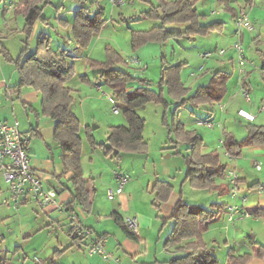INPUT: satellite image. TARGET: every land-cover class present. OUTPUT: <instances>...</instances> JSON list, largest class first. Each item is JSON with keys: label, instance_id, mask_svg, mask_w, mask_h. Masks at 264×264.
<instances>
[{"label": "trees", "instance_id": "1", "mask_svg": "<svg viewBox=\"0 0 264 264\" xmlns=\"http://www.w3.org/2000/svg\"><path fill=\"white\" fill-rule=\"evenodd\" d=\"M80 1L81 6L74 13L72 39L77 48L86 50L92 38L104 28L107 18L103 6L98 5L94 8L92 2ZM144 1L153 4V8L145 11L144 17L158 19L161 23L149 30H132V44L135 48L148 42H166L172 38L190 39L224 29L223 21L202 22L204 15L196 6L199 0H158L157 4H154L153 0ZM220 1H225L227 11L236 17V9L231 5V0ZM50 3L52 0H19L17 3L15 14H22L24 17L20 32L23 34L24 46L16 57L2 42L0 36L1 53L7 61L15 65L19 74V82L8 88L7 93H20L23 86H30L41 94L42 114L56 120L54 138L62 150L64 164L72 172L71 191L74 199H80L84 207L89 209L92 204V191L82 165V127L78 115L73 110L74 94L69 85L76 74L75 65L59 54V50H54L51 47V37L42 32L37 37L35 48L31 50V38L36 23L49 24V18L43 15V10L44 6ZM106 49L105 60L88 58L87 62L96 73L94 79L111 89L127 123L111 125L106 140L100 143L87 128L86 139L89 145L92 148H101L105 156L112 155L118 159L122 152L147 153L149 143L144 138L146 119L137 110L151 102L160 104L164 108L162 123L168 129V139L175 143L176 153L182 155L184 159L186 166L184 182L202 190H217L221 195L230 192L229 186L217 182L218 178H226L228 169L221 161L219 152L204 151L202 135L194 129H187L184 123L176 121V115L187 103L197 108L222 100L227 93L231 74L216 71L209 83L192 90L181 76V70L187 62L171 64L162 60L160 78L153 84L150 80L135 76L131 71L121 67L120 64L126 61L118 50L111 46H107ZM80 78L83 81H91L87 74L81 75ZM139 80L142 85L133 87V83ZM172 103L175 104V108L169 115ZM246 129L247 134L241 139H236L231 133L226 134L225 150L234 158L242 155L244 147L264 145V123L249 122ZM181 145H186L185 153L179 148ZM256 185L257 183H254L252 186ZM173 188L168 180L158 179L154 183L152 189L156 194L153 204L158 209L162 202L169 199ZM222 207L224 204L218 202L212 203L210 207L189 203L181 191V196L170 216L167 219L162 217L164 220L174 221L165 246L177 245V250L185 252L183 256L173 259L175 264H219L212 249L207 246L203 234L208 229V221L217 218ZM250 211L255 217H264L263 207ZM114 216L129 234L137 236L127 229L121 216L118 214ZM75 240L78 241L77 238ZM257 254L264 258L263 245L258 247ZM250 257L251 255L247 253L236 254L233 248L228 250V264H247Z\"/></svg>", "mask_w": 264, "mask_h": 264}, {"label": "crops", "instance_id": "2", "mask_svg": "<svg viewBox=\"0 0 264 264\" xmlns=\"http://www.w3.org/2000/svg\"><path fill=\"white\" fill-rule=\"evenodd\" d=\"M12 1L14 2L15 0H0V36L2 37L1 40L5 45H6L5 42H8L9 39L13 38L14 36H17L18 34H21L22 37L21 42L23 39V34L20 32L24 23V17L22 14L19 15L15 14L16 6L19 0L16 1V4L12 9H8V5ZM247 1L249 3H255V0H247ZM90 2H92L93 4L99 3L98 5L103 6L105 8V6L102 5L101 0H88V3ZM216 2L219 3L221 6L224 5V9L227 11L225 1L223 2L220 0H216ZM232 2L233 0H231V5L233 6ZM206 3L207 0H199L196 5L198 10H199L198 5H200L205 11L204 13H202L199 10V12L204 15L202 21L203 20L207 21L209 16L210 15L212 16V13L216 15L219 12L216 10L207 12V8H205ZM78 8H76L74 11L69 10L72 11V13L70 14L60 15L58 13L57 19L55 20L54 23L55 26L51 24V20L49 17H48L49 24L37 22L35 25V29L31 41L34 37L36 27L38 26V24L39 26L42 24L39 33L42 32L51 37V47L54 50H59L58 53L62 54L69 63H73L76 67H77L76 63L79 62V60L81 59L80 60V62L82 61L81 64H84L86 66L85 68H87V66H89L87 62L88 58L97 60L92 56H90L91 55L90 50L93 47V45L99 41V39L96 41L97 35H95L92 38L89 48L83 50L84 53L81 54L82 57L79 60H76L78 59V57L75 55H79L78 52L79 48L77 49L72 39V25L74 21V13ZM238 13L239 10L236 9V14ZM234 18L235 17L233 16V19ZM214 21H220V20H214ZM107 24H109L108 20L105 25ZM225 26L226 25L224 22V29L222 31H214V32L225 34ZM56 29L59 31H57ZM246 31H250V30L247 29ZM246 31H243L244 33L243 32L241 33V35H243L244 38L246 36ZM214 32H211L208 35H198L190 39L175 38L179 41L178 42L179 45H176L175 43H173V40L170 39L168 43L171 42L172 59H178L177 60L178 62L181 61L188 62L186 60L185 55L187 53L186 51L190 48V44H188V42L185 43V40L190 42L191 40L197 41L200 38L209 37ZM64 33L65 36L63 38ZM67 33H70L71 35V37H69V41H70L69 43H66L65 41V38L68 37ZM234 36L232 35L230 36V38L233 39ZM71 40L73 41L75 47L73 46L72 54H69L68 48L69 46H71ZM231 44L232 43H230V45ZM174 45H176V47ZM6 47L10 49L13 56L16 57L18 55V54L15 55L14 52H12L10 46H6ZM233 49L235 50V48ZM1 51H2V45L0 43V90L1 89L3 90L2 94L0 95V119L13 121L15 118H17L19 120L20 129L29 138L28 148L31 154L34 172L40 177L43 186L45 188H55L58 191L59 200L67 205V209L74 208L78 212L79 218L82 221L83 225L93 229L95 235L105 237L106 249L110 253H113L115 257H121V264H175L173 259L175 257L183 256L185 252L177 250L176 249L177 245H172L169 247L165 246L166 238L168 237L169 233L171 232L174 226V221L164 220L163 218L167 219L170 216L177 200L181 196V191L183 192L182 190L183 185L188 183V182H184L183 157L182 155L176 153L177 149L174 148L175 143H172L171 141H169V139L168 141L165 142L167 147L171 146L173 148V153L159 160V164L162 169L161 170L162 178H155L153 182L152 179L144 180L143 182L140 180L138 183L136 182L134 185H132L130 183L131 181L135 180L136 177L134 176L133 173H130L132 179H130L125 184L124 192L121 195H119L116 199L111 200L108 198L106 193L107 200H105V202H99V197H98L99 192H97V188L94 187L95 181H93L94 164L96 162L95 151L99 147L92 148L89 145L87 139L85 138L83 140L82 165H83L84 175L88 179L92 191V202H91L92 204L89 209H86L82 204V202L80 201V199L78 198L74 199V195L71 191L72 172L64 164L61 156L62 150L58 146L54 138L56 120L44 116L42 114V105H41L42 96L39 92H36L32 87L23 86L20 90V93L18 92L7 93L8 88L16 85L19 82V74L15 65L7 61L4 58ZM180 52H184V53L179 54ZM210 52L211 54L213 53V51ZM201 54L202 52H200V56L203 59L205 58V61L203 62L204 63L203 66H201L200 68L201 70L200 77L197 78V81L194 80L196 82H194L193 84H190V82L183 80L184 83L192 90H195L197 86L206 85L207 83H209L213 74L216 71L221 70L232 74L228 83L227 93L225 97L220 101H216L211 104H204L200 106V109L205 110V114H201L197 116L196 119H198V117L199 119L206 118V119H211L215 122L214 127H211L212 129L207 130V132L205 133L206 136L208 135L207 138L203 134H201L200 130L191 126L192 124L190 125L191 121L189 122L183 121L180 120L179 117H177L179 115V112L181 111L180 109L177 112L176 121H180L184 123L187 129H191V130L194 129L202 135L204 139V151L208 152V151L217 150L218 152H220V148L222 147L223 150L226 152L224 144L220 143V139L222 136H223L222 138L225 140L226 134L231 133L236 139H241L244 136H246L247 130L245 134H243L244 136L242 137H238L236 133L240 131V129L243 126H246L249 122H255L260 124L264 123V121H262L264 119V117L262 116V114L264 113V106L262 104H257V100L260 103L262 102L264 103V91L263 90L262 91L260 90L258 92L256 91L254 95L251 94L252 100L250 102L245 101L244 93H243L244 90L243 88L246 87L245 81L247 82L248 78L252 77L254 70L253 69L250 70L247 68L248 69L247 76L245 75L242 77V79L239 78L235 82L237 84L240 83V87H241L240 91L237 90L233 91L231 90V82L235 80V73L233 75V73H231L232 70L230 71L229 69L226 68V64L231 63V61L235 62L234 61L235 55L231 54L230 56L227 57L226 60H224L222 56L225 54L220 55L218 53L217 55L221 56L218 58H222V59H215L211 61L212 55H210L209 57H204ZM261 54L264 55V52L261 51ZM163 57L167 62L174 64V62L172 63V61L168 59L167 50L163 54ZM209 60L211 62H209ZM235 66L236 65H234V67ZM88 73L89 71L86 74L88 75ZM15 75L17 76V78H15ZM81 75L83 74L80 73V70L76 69L75 76L69 82V85L73 89V94L75 91H78L77 88H75L74 84L79 82V79H81L80 78ZM191 75L194 76L195 72L192 71ZM95 80L96 79H94V82ZM72 81L74 82V84H72L73 83ZM191 81H193V79ZM168 99L172 102V99L170 97H168ZM219 103L225 104L224 109H220ZM174 108H175V104L172 103L169 109V115L172 113ZM242 109L254 115V119L250 120L246 117L241 116L239 114V111ZM230 113H232V115ZM81 127H82L81 130V134H82L83 128H86L83 126L82 122H81ZM179 148L185 153L186 145H181L179 146ZM124 154H126V152H122L119 154V160L123 159ZM136 154H147V153H136ZM107 157H113V156L111 155ZM259 157H264V145H252V146L244 147L242 155L230 159L231 164L230 165L226 164L227 166L226 168H231L232 166L236 167L240 173L241 180L243 183V181L246 179L244 167L246 165L247 160L254 161ZM136 158L137 155H132L133 163L136 160ZM173 160H177V162L175 163L173 162ZM260 169L262 171L264 170L262 164ZM140 173L142 175L143 170ZM158 179L168 180L172 183L174 187L169 199L167 201L162 202L159 209L153 204V199L156 193L152 189L154 183ZM263 180L264 177L261 176L257 181V185L254 187L252 185L255 182L248 183V187H247L248 189L247 190L244 189L245 191H243V196L239 195L236 201L239 203H241L242 201L243 206L249 210H253L257 207L264 208V194L258 191L259 185H264ZM179 181L182 187L180 188L181 190H177L176 188V184L178 185ZM217 182L224 186H228L227 180L226 178L224 179V177L218 178ZM117 186H118V181L115 177L110 182L107 189L109 187L116 188ZM7 190L8 187L6 191ZM1 191L3 190H1L0 188V192ZM208 191L210 193L213 192L216 193L217 194L216 199L218 200H214L209 202V204H205L206 205L205 207H210L211 204L214 202L223 203L224 204L223 214H225V209L227 204L233 201L230 192L228 191L227 194L221 195L217 190H213V191L208 190ZM222 196H226L227 198L225 200H222L221 199L223 198ZM183 197L187 202L191 203L190 200L187 199L185 192ZM243 199H245L244 202ZM6 204L9 206H13L12 202ZM31 204H35L34 205L35 207H33L34 216H32V218H30L28 222L22 223L21 225L22 235L26 237L25 241L36 237L38 234H41L44 231L57 232L58 227L61 226L63 227L66 224L65 222H68L67 231L71 236L72 241L71 242L69 241L67 242V244L62 245L63 244L62 241L59 240L60 241L59 245L52 246L51 249L53 252L52 253L53 260L48 261L50 264H54L56 256H58L61 252L65 254L70 250L73 251L74 249H76L78 252L76 253L77 254L76 256H79V254L84 256L85 250L82 251V249L84 248L80 247L79 243H82L81 245H83L87 249L86 252H88V247H89L88 239L82 238V239H78V241L76 242L75 238L72 237L70 232V220L66 212H60L58 209L53 207L43 209L35 201L31 199H23L18 207H16L15 205L13 207L19 211L20 206H30ZM115 214L121 216L123 220L125 219V217L128 216L136 217L139 223L138 235L133 236L129 234V232L116 220L114 216ZM219 216L220 214L218 215L217 218L208 221V228L210 227V230L217 229L218 226L212 227L211 222L217 220ZM110 220H113L115 225H112L110 223ZM226 228H228V226ZM206 231L204 232L203 236L207 243V246L210 249H212L213 247H215L214 244H218V239L213 238L212 242H208V240L206 239ZM257 237L258 236L256 234L255 239L250 238V240L248 241L245 238L243 239L239 238L238 233L236 232L232 242L230 240L229 243V241L226 240L225 246H227L228 250L229 248H233L236 254L238 255H242L246 253L250 254L251 257L248 260L247 264H264V258L258 256L257 254L258 247L260 245L264 246V241L258 240ZM237 238L239 239V241L237 240ZM185 242H187V240ZM2 243L3 242H1L0 244ZM228 250L226 251L225 258L223 260L220 258L219 260L216 255L217 248L215 247L212 249L213 253L215 254V256L219 261V264L229 263ZM89 256L90 257L88 258L87 257L76 258L74 260V264H120L115 260H106L103 258L102 255L99 254H94V255L89 254ZM0 257L8 258L7 249L5 248V246H3V244L2 246H0Z\"/></svg>", "mask_w": 264, "mask_h": 264}, {"label": "rangeland", "instance_id": "3", "mask_svg": "<svg viewBox=\"0 0 264 264\" xmlns=\"http://www.w3.org/2000/svg\"><path fill=\"white\" fill-rule=\"evenodd\" d=\"M157 1L158 0H153V3L157 4ZM101 3L106 8L105 16L109 24L105 25L104 28L98 34H96V41L98 39L99 41L96 42L91 48L90 56L97 60L103 61L107 58V46H111L116 50H119L126 61V63L120 64L121 67L131 71L135 76L150 80L153 82V84H156L160 78L162 60L165 61L163 54L166 52V50L168 59L172 61V63H177L178 59H172V46L171 42L168 43L169 40L166 42H148L138 48H135L132 44V30H149L161 23V21L158 19L155 20L144 17L145 11L153 8V4L150 2H145L144 0H124V3L120 5H114L110 0H101ZM232 3L233 6L239 10V12L242 10L247 12L251 23L254 25V29L250 31H246L247 29H242L241 32L238 33V26L236 24L235 18L233 19L231 12L226 11L224 9V5L221 6L216 2V0H207V3L205 4L207 12L212 10L219 12L216 15L212 13V16L210 15L207 21L203 20L202 22L208 23L214 20L224 21L226 25L225 34L214 32L209 37L200 38L197 41L191 40L190 42L185 40V43L188 42V44H190V48L186 51L187 53L185 57L188 62L183 66L181 70V76L183 80L193 84L197 81V78L200 77V68L203 66V62L205 61V58L203 59L200 56V52L204 54L213 51L211 54L212 61L215 59H222L218 58L221 56H218L217 54L220 50L224 49L225 52L223 54L225 55L219 53L220 55H223L222 57L224 60H226L231 54L235 55V62L231 61V63H227L226 68L230 71L232 70L231 73H233V75L235 73V80L231 82V90L240 91V83L237 84L235 82L239 78L242 79V75L240 74V67L238 63V53H236L237 51H235L233 48L236 42H241L243 44L245 56L247 58L243 67L246 71L245 75L247 76L248 69L254 70L252 77L248 78L247 82L245 81L246 87L244 88H246L249 93L251 92L250 95H254L256 91H264V71L262 70L264 68V55L261 54V51L264 52V0H255V3H249L247 0H233ZM98 4L99 3H94V8L98 7ZM79 6H81L80 0H52V3L44 6L43 15L45 17H49L51 24L54 25L58 13L60 15L70 14ZM198 6L199 10L204 13V9L200 5ZM41 26L42 24L40 26L38 24L36 27L34 37L31 41V50H33L36 46L37 37L39 35V31L41 30ZM169 27L177 26L169 25ZM243 31H246L245 38L243 35H241ZM67 35L68 37L65 38V41L66 43H69V37H71V35L70 33H67ZM232 35H235L233 39L230 38ZM64 36L65 33L63 38ZM21 38V34H18L17 36L9 39L8 42H5L6 46H10L12 52H14L15 55L19 54L18 52L23 46ZM172 40L173 43L179 45V41L177 39L172 38ZM230 43L232 44L230 45ZM176 45L174 46L176 47ZM73 46L74 43L71 40V46L68 48L69 54H72ZM78 52L79 55H75L78 57L76 60H79L82 57L81 54L84 53V51L80 49H78ZM181 53L184 52H180L179 54ZM132 57H138L142 64L138 65L136 63H130V59ZM80 60L76 63L77 67L75 66V68L80 70L81 74H86L89 71L88 76L90 77L91 81H83L79 79V82L75 84L72 81V84H74L75 88L78 90L74 92L73 110L78 115L80 122L83 123V126L86 127L83 128L82 131L83 140L86 138V129L89 128L96 141L100 143L106 140L109 127L111 125L125 124L126 118L123 110H121L119 113H115L113 111L114 105L110 101V95L112 93L111 89L97 80L94 82L93 77L96 73L89 66H87V71V68H85L86 66L81 64L82 61L80 62ZM211 61L209 60V62ZM234 65L236 66L234 67ZM192 71L195 72L194 76L191 75ZM15 78H17L16 75ZM192 79L193 81H191ZM138 85H142L140 80L133 83V87ZM2 92L3 90L1 89L0 95ZM244 100L247 101L245 96ZM257 104H262L264 106V103H260L258 100ZM180 110L181 111L177 117L183 121H191L190 125L192 124L191 126L200 130L201 134L207 138L208 135L206 136L205 133L207 130L212 128L200 126L196 121L199 119V117L198 119H196V117L201 114H205V110L200 109V107L193 108L190 103L180 108ZM137 112L146 119L144 137L149 143L148 152L147 154L126 153L124 154L123 159L119 160L115 157L105 156L103 151L100 148H97L95 151L96 162L94 164L93 181H95L94 187H96L97 192H99V202H105V200H107V187L115 178L114 170L133 173L136 179L131 181L130 184L132 185H134L136 182L138 183L140 180L143 182L144 180L152 179L153 182L155 178H162V169L159 164V160L173 153V148L171 146L167 147L165 143L168 141L169 132L162 123V116L164 112L163 106L152 102L147 104L146 107L139 108ZM230 114L232 115V113ZM262 116L264 117V113ZM262 121H264V119ZM246 130V126H243L240 131L236 133V135L238 137H242L244 136L243 134H245ZM219 154L223 163L227 165L231 164L230 157L226 154L222 147L220 148ZM132 155H137L134 163L132 162ZM256 160H258L264 168V157H259ZM173 162L176 163L177 160H173ZM231 168H235L238 171V169L234 166ZM244 168L246 179L243 181V183L241 179L239 180V184L241 186L239 195L242 196L243 191L248 189V183H257L261 176L264 177V170L262 171L261 169L258 170L255 168L253 160H247ZM142 170L143 174L141 175L140 172H142ZM183 172V176H185V164L183 166ZM0 188L3 190L0 192V243L3 242V246H5L7 249L8 259L10 260L11 264H37L36 260L38 258L43 261V264H50L48 261L53 260V252L51 249L52 246L59 245L60 241H62V245L72 241V238L67 231L68 222H65V226L58 227L57 232L44 231L43 233L38 234L36 237L25 241L26 237L22 235L21 225L22 223L28 222L29 219L34 216L33 207H35V204H31L30 206H20V210L18 211L13 207L14 204L13 206H9L6 204L7 202H5L6 198L9 196V192L7 193L8 190L6 191L7 184L3 177L0 179ZM176 188L177 190H181L180 188L182 187L180 185V181L178 185L176 184ZM182 190L183 195L185 192L187 199H189L193 204H202L203 206H206L205 204H209L211 201L218 200L216 199V193H210L208 190L194 188L189 183L183 185ZM222 197V200L227 198L226 196ZM223 211L224 210L222 207L219 213V218L211 222L212 227L218 226L217 229L210 230L209 227L206 231V239L208 242H212L213 238L218 239V244H214V246L217 248L216 255L219 260L220 258L222 260L225 258L226 251L228 250L227 246H225L226 240H228L229 243L230 240L232 242L236 232L241 239L245 238L249 241L253 234H257L258 240L264 241L263 217H242L236 219L233 222H228L227 218H225L226 216H223L225 215L223 214ZM110 223L115 225L113 220H110ZM227 226L228 228H226ZM237 240L239 241L238 238ZM2 244H0V246H2ZM79 244L80 247L84 248L82 251L85 250L84 256L80 254L79 256H76V253H78L76 249L73 251L70 250L65 254L61 252L58 256H56L54 264H74V260L78 257H90L89 253L86 252L87 249L81 245L82 243Z\"/></svg>", "mask_w": 264, "mask_h": 264}, {"label": "built area", "instance_id": "4", "mask_svg": "<svg viewBox=\"0 0 264 264\" xmlns=\"http://www.w3.org/2000/svg\"><path fill=\"white\" fill-rule=\"evenodd\" d=\"M10 2L8 9H12L16 4ZM114 5H120L124 3V0H110ZM236 24L238 26L237 32H241L242 29L253 30L254 25L251 23L248 14L245 10L240 11L235 17ZM235 50L238 53V63L240 67V74L245 76V69L243 68L246 62L245 50L241 42H236L234 45ZM224 49L219 53L223 54ZM211 52L204 53L202 56L209 57ZM130 63H136L141 65V60L138 57H132ZM264 71V69H263ZM243 93L247 101H251V95L243 88ZM110 101L113 103V111L119 113L121 111L120 106L115 101L112 93L110 95ZM220 109H224L225 105L219 103ZM239 114L250 120L254 119V115L248 113L245 110H240ZM198 125L207 126L209 128L214 127L215 122L211 119H198ZM220 143L224 144V139H220ZM29 138L20 129V123L17 118L13 121L0 119V176L5 179L8 187L9 196L6 198L7 203L12 202L16 207L20 205L23 199H31L35 201L41 208H56L60 212H66L70 218V232L73 238L88 239L89 247L88 253L91 255H102L106 260H115L121 264V257H115L113 253H110L106 247L105 237H97L93 229L83 225L79 218L78 212L74 208L67 209V205L59 200L58 191L55 188H45L42 184L40 177L34 172L32 165V158L29 152ZM226 154L233 159V157L226 152ZM254 166L257 169L261 168V164L258 160L253 161ZM114 176L118 181L116 188L109 187L107 189V196L109 199L114 200L124 192L125 184L132 179L130 173L114 170ZM241 179L240 173L235 168H228L226 172V180L230 186V195L233 201L228 203L225 209V215L229 222H233L238 218L250 217L252 213L249 209L243 206V203L237 202L239 197ZM258 191L264 194V185H259ZM245 199H243V202ZM127 229L138 235V219L136 217L128 216L124 219ZM37 264H43V261L38 258ZM0 264H11L8 258L0 257Z\"/></svg>", "mask_w": 264, "mask_h": 264}, {"label": "water", "instance_id": "5", "mask_svg": "<svg viewBox=\"0 0 264 264\" xmlns=\"http://www.w3.org/2000/svg\"><path fill=\"white\" fill-rule=\"evenodd\" d=\"M143 107H145V106H143ZM252 239H255V235L254 234L252 235Z\"/></svg>", "mask_w": 264, "mask_h": 264}]
</instances>
